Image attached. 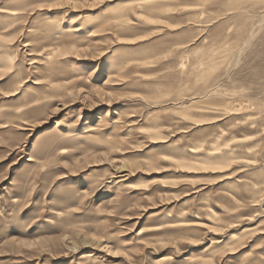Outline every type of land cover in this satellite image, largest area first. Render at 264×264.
<instances>
[{"label":"rangeland","instance_id":"rangeland-1","mask_svg":"<svg viewBox=\"0 0 264 264\" xmlns=\"http://www.w3.org/2000/svg\"><path fill=\"white\" fill-rule=\"evenodd\" d=\"M0 264H264V0H0Z\"/></svg>","mask_w":264,"mask_h":264},{"label":"snow or ice","instance_id":"snow-or-ice-1","mask_svg":"<svg viewBox=\"0 0 264 264\" xmlns=\"http://www.w3.org/2000/svg\"><path fill=\"white\" fill-rule=\"evenodd\" d=\"M57 7H59V5H57ZM117 255H119V253H117Z\"/></svg>","mask_w":264,"mask_h":264}]
</instances>
